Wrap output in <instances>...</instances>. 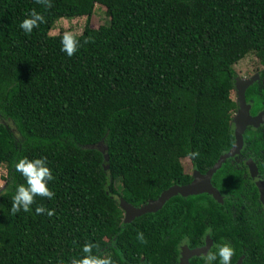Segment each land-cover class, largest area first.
Segmentation results:
<instances>
[{"label":"trees","instance_id":"trees-1","mask_svg":"<svg viewBox=\"0 0 264 264\" xmlns=\"http://www.w3.org/2000/svg\"><path fill=\"white\" fill-rule=\"evenodd\" d=\"M96 4L110 22H87L67 55L53 26L91 17ZM33 9L44 22L26 34L19 22ZM251 53L264 63V0H0V264H75L86 255L177 264L185 238L195 245L209 228L238 238L221 225L232 219L230 202L208 192L177 194L129 222L116 195L144 205L193 180L183 159L206 172L234 145L235 64ZM101 140L105 152L91 147ZM22 156L46 158L54 195L12 212ZM225 167L212 182L237 195L222 181Z\"/></svg>","mask_w":264,"mask_h":264},{"label":"flooded vegetation","instance_id":"flooded-vegetation-1","mask_svg":"<svg viewBox=\"0 0 264 264\" xmlns=\"http://www.w3.org/2000/svg\"><path fill=\"white\" fill-rule=\"evenodd\" d=\"M260 63L262 67L249 72L245 78L237 79V71L235 77L234 96L238 100L236 116H239L242 109L240 86L244 81L251 80L245 89V104L252 117L250 116L251 119L243 131L242 147L226 159V167L221 177L223 183L237 187L239 192L237 195L228 191L222 193L219 189L222 200L211 194L222 203L225 200L230 202L228 210L232 212L230 215L232 219L227 223L221 222V225L234 226L238 238L235 239L230 236L231 234L216 237L211 228L206 230L195 245H191L189 239L185 238L180 243L177 264H181L185 245L191 250L200 249L199 253L191 256V264L194 257H198L204 263L205 254L215 253L217 246L225 242L230 243L233 248L230 264H264V63L262 61ZM235 142L236 136L234 144ZM195 171L192 167L191 172ZM213 177L214 182L217 181L214 175ZM212 264H219L218 259Z\"/></svg>","mask_w":264,"mask_h":264},{"label":"clouds","instance_id":"clouds-1","mask_svg":"<svg viewBox=\"0 0 264 264\" xmlns=\"http://www.w3.org/2000/svg\"><path fill=\"white\" fill-rule=\"evenodd\" d=\"M47 6L50 0H42ZM44 22V16L36 10H31L19 22V27L27 34L30 33L35 26ZM79 39L77 35L71 31H64L60 37L61 51L71 56L79 46ZM191 155H196L193 151ZM13 167L24 178L22 183L15 186L10 210L17 212L20 210L30 211V205H32L35 196H43L51 198L53 197V191L48 187V181L53 178L52 171L46 162V158L43 156H35L29 158L28 156H22L18 158ZM43 205H37L35 212H44ZM53 209H47V214L52 215ZM141 235L142 234H138ZM91 249L90 244L83 245V252L89 253ZM233 253V248L230 243H221L217 246L215 253H206L204 257V264H212L213 261L218 259L219 264H230V257ZM75 264H114L110 257H99L95 255L83 256Z\"/></svg>","mask_w":264,"mask_h":264},{"label":"water","instance_id":"water-1","mask_svg":"<svg viewBox=\"0 0 264 264\" xmlns=\"http://www.w3.org/2000/svg\"><path fill=\"white\" fill-rule=\"evenodd\" d=\"M251 80L244 81L243 84L240 86V101L242 102V109L239 116H236V142L235 144L226 152L222 153L217 161L213 164L209 170L202 173L201 171L196 170L194 172V178L191 182L187 184H174L164 190L161 195L157 199L150 200L148 203L135 206L129 202H127L123 197L121 199V206L126 211L125 222L132 221L135 217L142 215L147 212H152L159 210L164 206V204L173 196L177 194L182 195H190L196 194L201 192H208L212 194L214 197L222 200V195L220 190L213 184L212 177L214 173L223 165L226 159L234 154L235 152L239 151L243 144V131L245 129L246 124L251 119V114L249 112L248 106L245 104V89L250 84ZM251 116V117H250ZM91 147H97L101 151L105 152L108 147L104 143V140H101L97 144H92ZM106 158L108 159V154L106 152ZM108 168V166H106ZM200 249H189L188 246H184L182 251V258L181 264H190V258L193 254L199 253Z\"/></svg>","mask_w":264,"mask_h":264},{"label":"rangeland","instance_id":"rangeland-1","mask_svg":"<svg viewBox=\"0 0 264 264\" xmlns=\"http://www.w3.org/2000/svg\"><path fill=\"white\" fill-rule=\"evenodd\" d=\"M90 18V19H89ZM79 16L73 18L61 17L58 19L51 30V33L57 34L60 32L71 30L76 34L83 32L87 22L93 27H99L102 24L109 23L111 20V15L106 12V7L100 4H96L94 13L91 17ZM261 63L259 58L254 54H248L246 57L241 59L235 64V69L237 71V79L245 78V75L249 72H254L261 68ZM183 163L188 170H192V164L189 159H183ZM7 168L4 165H0V190L6 183ZM121 203L122 196L116 195Z\"/></svg>","mask_w":264,"mask_h":264}]
</instances>
